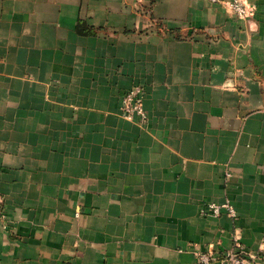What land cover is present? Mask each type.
<instances>
[{
  "label": "crops",
  "instance_id": "obj_1",
  "mask_svg": "<svg viewBox=\"0 0 264 264\" xmlns=\"http://www.w3.org/2000/svg\"><path fill=\"white\" fill-rule=\"evenodd\" d=\"M243 1L0 0V264H197L234 237L264 264V0Z\"/></svg>",
  "mask_w": 264,
  "mask_h": 264
},
{
  "label": "built area",
  "instance_id": "obj_2",
  "mask_svg": "<svg viewBox=\"0 0 264 264\" xmlns=\"http://www.w3.org/2000/svg\"><path fill=\"white\" fill-rule=\"evenodd\" d=\"M211 3L224 4L229 11L238 19H247L251 17L256 6L248 5L243 0H209ZM143 89L139 85H134L127 90L121 99V113L123 117L129 121H136L139 124H145L147 121V113L143 106ZM222 212L227 216L236 217L235 209L228 202L210 203L207 206L206 213L217 217ZM4 217L3 209L0 203V218ZM260 256L264 258V237L261 243ZM197 264H247L249 260H255L257 257L247 251L237 237L233 238V244L224 256H218L213 251H198L195 254Z\"/></svg>",
  "mask_w": 264,
  "mask_h": 264
}]
</instances>
